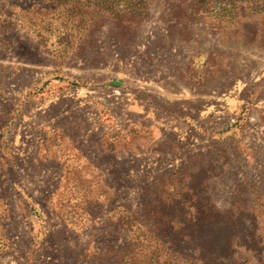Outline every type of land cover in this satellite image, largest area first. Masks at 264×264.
<instances>
[{"label":"rangeland","instance_id":"obj_1","mask_svg":"<svg viewBox=\"0 0 264 264\" xmlns=\"http://www.w3.org/2000/svg\"><path fill=\"white\" fill-rule=\"evenodd\" d=\"M3 127L12 172L20 135L108 170L70 168L68 258L12 264H264V0H0Z\"/></svg>","mask_w":264,"mask_h":264},{"label":"crops","instance_id":"obj_2","mask_svg":"<svg viewBox=\"0 0 264 264\" xmlns=\"http://www.w3.org/2000/svg\"><path fill=\"white\" fill-rule=\"evenodd\" d=\"M5 132L4 127L0 129V151L2 155L11 157L13 154L11 142L5 140ZM42 135L40 132L38 138H42ZM19 137L20 145H24L20 155H29L27 159H31L30 165L33 169L24 170V165H15L12 172L8 163L6 167L4 162L0 164V264H12L11 258H52V254L47 249L48 244H51L52 251L58 253L61 258H68V245L73 246L74 243L64 234L56 235L59 229L68 233L72 226L69 220L59 216L68 207L67 196L76 192H67L68 184L73 178L70 168L74 167L78 157L77 161L83 164L82 170L78 173L84 172L87 179L96 180L105 192L108 179L106 164L104 165V161L100 160V154L91 153V148L86 150L85 147H72L73 152L70 151V155L59 157L54 148L44 145L33 144L28 151L27 141L23 136ZM76 153L81 154L76 155ZM19 167L21 168L17 170ZM35 210L42 212L41 218L32 213ZM29 221L37 226L34 234L30 236L26 234V225ZM12 225H15L17 233L12 234ZM50 226L55 228L57 233L51 230L53 234H49ZM42 228L45 231H42ZM25 240L30 244L29 247L25 244ZM12 243L25 244V248L12 249ZM70 257H74L72 253Z\"/></svg>","mask_w":264,"mask_h":264}]
</instances>
